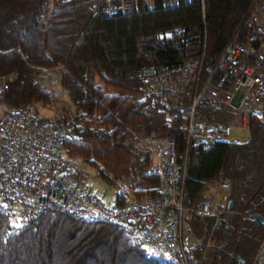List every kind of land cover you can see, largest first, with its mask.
<instances>
[{
    "label": "trees",
    "instance_id": "1",
    "mask_svg": "<svg viewBox=\"0 0 264 264\" xmlns=\"http://www.w3.org/2000/svg\"><path fill=\"white\" fill-rule=\"evenodd\" d=\"M256 1H142L138 10L108 16L94 13L96 0H0V77L18 74L4 104L17 112L48 105L49 89L33 67L56 71L73 106L66 152L93 168L123 207L160 196L161 181L147 170L156 143H174L179 161L187 158V208L223 182L234 202L219 226L213 217L188 220L198 240L191 264H255L264 244V224L254 219L264 218V123L251 117L245 142L188 149L179 111L147 107L139 68L216 57L235 37L247 42ZM179 27L182 33L165 37ZM233 116L223 108L203 111L202 119L230 123ZM142 228L88 223L61 210L18 224L0 202V264H174L147 258Z\"/></svg>",
    "mask_w": 264,
    "mask_h": 264
},
{
    "label": "built area",
    "instance_id": "2",
    "mask_svg": "<svg viewBox=\"0 0 264 264\" xmlns=\"http://www.w3.org/2000/svg\"><path fill=\"white\" fill-rule=\"evenodd\" d=\"M96 1L94 13L108 16L138 10L142 1L150 7L154 2ZM183 1L194 0H163L164 4ZM199 1L204 7L205 0ZM249 27L252 32L247 42L235 37L219 56H201L208 58V71L202 79H195L198 58L139 68L147 107L151 111H179L187 124L188 149L191 145L211 148L217 143L237 142L234 135L249 128L251 117L264 123V33L257 34L258 29L264 30V2L257 7ZM183 31L179 27L166 32L165 37ZM33 69L40 73L39 68ZM40 76L45 80L49 74ZM17 77V73L0 77V202L14 221L26 224L49 210H61L88 223L104 218L118 227L141 224L142 244L145 249H152V256L191 264L195 244L187 227V215L191 212L202 218L211 216L216 219L215 226H219L223 215L234 207L230 184L221 183L222 193L200 201L196 208H187V158L180 162L174 143L160 140L153 151L155 163L147 170L149 175L159 177L160 196L124 207L103 203L89 194L81 159L66 152L67 120L41 117L36 108L17 112L5 106L6 93ZM54 85L55 80H51L48 89L53 99ZM223 108L233 113L232 122L202 119L203 111ZM177 235H184V244H177Z\"/></svg>",
    "mask_w": 264,
    "mask_h": 264
},
{
    "label": "rangeland",
    "instance_id": "3",
    "mask_svg": "<svg viewBox=\"0 0 264 264\" xmlns=\"http://www.w3.org/2000/svg\"><path fill=\"white\" fill-rule=\"evenodd\" d=\"M261 2H264V0L263 1H260V0L256 1L255 6H254V10H253V13H252L253 15L257 11V7L259 6V4ZM253 15H252V17H253ZM37 68L40 69L39 70L40 73H38L40 81L43 84H45L49 89H50L49 84L51 83V80H55V85H54V89L55 90L53 91V93H55L54 94V99L52 98L53 96L51 94L50 95V103L48 105H39V106L36 107L39 115L41 117H45V118H57V117H61V118L63 117L64 119L70 118L69 114H72L73 106H72V104L70 102L68 94L65 91H63L61 89V87L58 85L59 84V78H58V75H57L56 71L50 70V69H47V68H44V67H37ZM51 72H54V75L57 77V82L58 83H56V79L52 78V73ZM40 74L41 75H45V77H46V74H49V76L46 77L47 79L43 80L42 77L40 76ZM46 80H47V82H46ZM248 129L249 128L240 129L234 135L235 138L237 140L241 141V142L247 141L249 139V136H250ZM76 157H79V156H76ZM79 158L82 161L83 170H84L85 174L88 177L87 189H88L89 194H91L96 199L102 201L103 203H105L107 205H111V206L117 205L115 190L107 189L105 187V185L103 184V182L100 180V178L97 176L96 171L93 168H91L88 165H86L81 157H79ZM153 163H155V158L154 157H153ZM160 188H161V186H160ZM230 191H231V188H230ZM217 193H222L221 189H220V184L215 186V187H213V188H211V190L209 191V194H208V198L212 199L213 196H215ZM192 215H194V213L189 212V214L187 215V223H188V220H190V218L192 217ZM209 217H211V216H209ZM215 221H216V219H215ZM187 227H188V225H187ZM197 243H198V240L194 236V244L196 245ZM258 257H259V255H258ZM258 257H257V261H256L255 264H260Z\"/></svg>",
    "mask_w": 264,
    "mask_h": 264
},
{
    "label": "bare ground",
    "instance_id": "4",
    "mask_svg": "<svg viewBox=\"0 0 264 264\" xmlns=\"http://www.w3.org/2000/svg\"><path fill=\"white\" fill-rule=\"evenodd\" d=\"M208 71V58L207 57H201L198 58V64H196L195 69V79H202V77L205 76V72ZM75 216V214H73ZM88 222V220H84ZM97 222H111L109 219L104 218H95L94 223ZM177 244H184V235H177ZM146 256L149 259H160L157 258V256H152V249H146ZM171 263L174 264H188V263H180L178 261H171ZM259 263L264 264V247L261 250L260 256H259Z\"/></svg>",
    "mask_w": 264,
    "mask_h": 264
},
{
    "label": "water",
    "instance_id": "5",
    "mask_svg": "<svg viewBox=\"0 0 264 264\" xmlns=\"http://www.w3.org/2000/svg\"><path fill=\"white\" fill-rule=\"evenodd\" d=\"M255 219H257L259 222H261L262 224H264V218H262L261 216H254ZM264 246V245H263ZM261 253V252H260ZM260 256V254H259ZM259 258V257H258ZM239 264H245V261L243 259L239 260Z\"/></svg>",
    "mask_w": 264,
    "mask_h": 264
}]
</instances>
